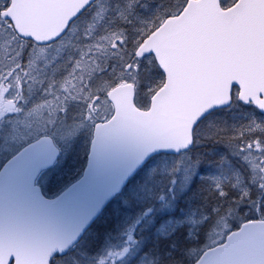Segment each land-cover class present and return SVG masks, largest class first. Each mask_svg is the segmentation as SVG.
Segmentation results:
<instances>
[{
  "label": "snow or ice",
  "instance_id": "1",
  "mask_svg": "<svg viewBox=\"0 0 264 264\" xmlns=\"http://www.w3.org/2000/svg\"><path fill=\"white\" fill-rule=\"evenodd\" d=\"M97 2L88 0L61 33L63 37L86 15L103 17L99 39L86 45L87 51L70 55L59 79L48 78L49 70L53 77L57 75L56 57L43 67L31 58L27 66L16 58L0 66V84L8 85L5 98L14 105L0 110V207L14 204L8 195L10 189L31 188L38 169L51 162L60 142L84 133L90 136L91 162L99 165L109 158L122 161L119 175L106 195L118 191L127 176L148 160L155 163L176 153L179 159L167 172L170 186L161 190L156 169L150 166L124 199L126 206L118 211L122 218L135 223L124 229L119 244L102 243L103 232L84 236V226L99 210L98 204L88 219L71 230L66 242L52 251L47 264H208L220 248L227 247L226 242L234 234H243L249 225L264 224V106L241 99L240 84L233 81L228 100L201 114L190 129V142L182 148H160L145 157L123 161L114 148L98 146L91 130L106 118L96 110L106 91L97 88L95 80L107 76L113 85L121 79L128 80L155 94L151 84L141 80L144 62L155 63V54L147 51L138 55L137 49L158 34L166 21L182 17L189 0H159L148 17L143 16L147 5L142 0H135V8L132 4L124 8L121 0H112L111 7L99 12ZM216 3L226 14L221 22L227 24L242 21L254 9L264 10V5L254 0ZM6 10L0 9V26L11 24ZM260 18L264 24V11ZM7 30L12 31L11 27ZM17 43L22 56L24 45ZM9 56L13 54L10 52ZM157 72L166 77L158 65ZM259 99L264 101V92ZM234 105L238 106V113L242 112L239 123L217 127L211 134L202 133L201 125L208 117L225 110L231 113ZM197 145L201 146L199 151ZM219 145H223V151ZM217 160H222L227 171L212 167ZM202 172L206 175L198 180L196 177ZM178 173L182 178L177 185ZM196 215L201 218L199 227L193 226L195 220L187 222ZM216 216L235 217L232 225L238 221L220 239L207 232ZM137 229H143L140 239ZM188 249L191 254H186ZM0 264H17V257L7 256Z\"/></svg>",
  "mask_w": 264,
  "mask_h": 264
},
{
  "label": "water",
  "instance_id": "2",
  "mask_svg": "<svg viewBox=\"0 0 264 264\" xmlns=\"http://www.w3.org/2000/svg\"><path fill=\"white\" fill-rule=\"evenodd\" d=\"M5 14L17 32L38 44L61 37L69 20L88 0H13ZM264 5V0H254ZM262 9H254L242 21L222 23L216 0H189L182 17L166 21L158 34L145 40L138 55L147 51L166 73L164 85L152 96L148 110L135 105V87L116 86L108 98L114 114L95 125L98 146L114 148L123 161L139 159L160 148L179 149L191 139L192 124L213 105L229 98L233 81L240 84V98L264 106V24ZM91 148V144H90ZM90 153V149H89ZM80 179L54 198H47L36 185L38 175L52 167L44 163L31 188L9 190L13 205L0 207V260L16 255L17 264H47L52 251L61 247L71 230L88 219L84 234L108 203L122 192L138 172L136 168L119 190L106 195L115 183L122 161L109 158L99 165L89 160ZM176 154V153H173ZM153 155H155L153 153ZM91 165V166H90ZM264 224L249 225L234 234L227 247L210 257L208 264H264Z\"/></svg>",
  "mask_w": 264,
  "mask_h": 264
},
{
  "label": "rangeland",
  "instance_id": "3",
  "mask_svg": "<svg viewBox=\"0 0 264 264\" xmlns=\"http://www.w3.org/2000/svg\"><path fill=\"white\" fill-rule=\"evenodd\" d=\"M129 4H132V6L135 8V0H121V6L124 8H127ZM146 9L143 12L144 17H148L151 15L153 9ZM104 25V24H103ZM102 30V29H101ZM0 40L5 38L6 35L3 33V28L0 29ZM91 37V36H88ZM69 41H66L65 48L61 51L57 50V55L55 56L57 58V75L55 77L52 76V72L49 70L48 72V78H56L59 79L60 75L62 73L63 68L65 67V64L67 62V58L70 55H75L81 50V48L84 46L86 43H91L90 39L85 38V40H82V37L75 36V34H72L69 36ZM72 40V41H71ZM82 46V47H81ZM7 45L6 43H0V53H2L3 49H6ZM49 49L48 51H51ZM68 51V53H65ZM32 55L34 56L35 62L39 67H43L45 64H48L52 60H49L46 58V53L43 52L42 50H38L37 52L34 51L32 52ZM39 57V59H37ZM148 66L153 65V63H150L146 61ZM145 84H151L152 88L155 89L157 85L154 83L153 80H147L145 81ZM96 86V85H95ZM141 93H144L143 95H148L151 93V91H143L142 89H139ZM2 103V102H1ZM0 103V104H1ZM238 106L234 105L233 109L230 112L227 110L222 111L220 113L213 114L212 116L208 117L207 120L204 121V123L201 125V130L202 133L204 134H211L215 128L217 127H231L233 123H239L238 116L242 114L237 112ZM102 109L105 110H112V107L110 103H106L102 105ZM0 110H2L0 108ZM2 119V117H0ZM90 140V136L87 133L82 134L75 140V142L72 144H67L65 141H62V152L63 156L62 159L63 161L60 162L54 169H52L47 175L45 176L42 180L41 183L45 184L48 183L47 181H50V185L48 184L47 190L48 193L50 194H55L62 190L64 186L72 180L74 177L78 176L80 173V170L82 168V165L84 163L85 155H86V149L88 142ZM60 144V143H59ZM221 147V151H223V147ZM201 149L200 145L196 146V151H199ZM209 149H204V151H208ZM179 159L178 156H170L166 159H157L155 163L150 160L148 164L142 169L141 173H139L131 182L130 184L126 187L122 195L117 198L116 200L113 201V203L110 205L109 210L106 212L104 217L102 218L103 221L106 219V217H109V219L113 220L114 224L118 227L119 232L123 233L124 229L127 227L131 226V224H134L135 221H129L126 217H121L119 213V209L121 206H126L124 199L127 197L129 192L137 185L138 180L143 177V175L146 173V171L149 169L150 166L156 169L157 175H158V182L161 184V190H165L166 186H169V176L167 175L168 169L172 167V164L174 161ZM81 164V165H80ZM1 165V164H0ZM205 167H209L208 165H205ZM213 168L219 167L222 172L227 171V169L224 167L222 160H217L216 163L212 164ZM206 173H201L200 176H205ZM182 178L181 174L178 173L177 175V185L180 182V179ZM192 220H195V224L193 225L194 227H199L201 224V218L199 215H196L195 217L189 218L187 222L191 223ZM214 231V230H213ZM138 236H141L143 233V229H137ZM164 235L163 233H160ZM223 233H221V226L219 227V230H216L213 234V237L215 239H220L223 237ZM165 236V235H164ZM107 241V240H106ZM120 241V239H119Z\"/></svg>",
  "mask_w": 264,
  "mask_h": 264
},
{
  "label": "trees",
  "instance_id": "4",
  "mask_svg": "<svg viewBox=\"0 0 264 264\" xmlns=\"http://www.w3.org/2000/svg\"><path fill=\"white\" fill-rule=\"evenodd\" d=\"M142 2L145 5H147L148 9H151V8L156 6V4L159 2V0H142ZM111 6H112V0H98L97 5H96V10H97V12H99L100 9H107V8H109ZM103 24H104L103 17L96 16V15H93L92 17H88L86 15L84 17H81L79 19V21L75 25H73V27L71 28L72 34H75V36L82 37L83 41L85 40V38L91 40V43H86V44H84L83 47L81 46L82 47L81 50L79 49V51L77 53H75L74 56H77L80 51H87L88 49H87L86 45L95 44L96 43V40L99 39V33L101 32V29H103V27H104ZM88 36H91V37H88ZM68 38L64 39L63 40V45H61V46L59 45V48H56V49L57 50H63L65 48V45H66L65 42L67 40L69 41ZM112 47H115V45L113 44ZM12 53L15 55L17 53V51L13 50ZM65 53H68V51H66ZM49 55L50 56H55V52H51ZM28 56L29 55H27V54H24V56H21L22 61L25 60L24 57L28 58ZM25 62L26 61H24V64H25ZM8 63H10V60H8L6 64H8ZM144 64H145V69L143 70L142 75H141L142 82L145 84V81L153 80L154 83L157 85L156 88L160 87L162 85L163 81H164V77H160L158 75L156 63H153V65L148 66L146 61H145ZM122 81H124V80L123 79L119 80V82H122ZM125 81H128V80H125ZM119 82L115 83L114 85L118 84ZM134 84L136 85V83H134ZM95 85H96L97 88H100V89L106 91V96L101 98V104L96 107V110L101 113V117H106L107 118L111 114V111L107 110V109L103 110L102 109V105L103 104L106 105V103H107V93H108L109 89L112 86H114V85L112 83V80L109 77H107V76H102L101 78L96 79L95 80ZM138 89H141V88H138ZM143 94L144 93L140 92V94L137 96L136 100H137V104L138 105L146 106V105L149 104L150 96H151L152 92L149 93L146 96L143 95ZM104 119L105 118H102V120H104ZM75 140H77V138L74 139V140H71V141H67V142L70 145L72 142L74 143ZM220 146L223 147V145H219L218 148H220V149H221ZM62 161H63V159H61V162ZM201 177H203V176H198L196 178L199 180ZM176 180H177V176H176ZM233 219H235V217L230 218V219H225L223 216H216L214 218L212 224L207 227V232L213 236L214 232L216 230H219V227L221 225V233H225L233 225H235L237 223V222H235L232 225V220ZM97 232H103L102 243H105V244L106 243L119 244L120 243L119 239L123 236V234H121V233L119 234L117 232L116 225L114 224L113 220L109 219V217H106V219L104 221H103L102 218L99 221H97L93 225L92 231H90L89 235H93V234H95ZM89 235H87V236H89ZM137 239H140V236L137 235ZM206 242H207V237H206ZM186 254H191V249H188Z\"/></svg>",
  "mask_w": 264,
  "mask_h": 264
},
{
  "label": "flooded vegetation",
  "instance_id": "5",
  "mask_svg": "<svg viewBox=\"0 0 264 264\" xmlns=\"http://www.w3.org/2000/svg\"><path fill=\"white\" fill-rule=\"evenodd\" d=\"M12 1V0H11ZM11 5V2L9 3V0H0V9H2V8H8L9 6ZM6 28L7 29V27H11V29L13 28V26H12V23L10 24V25H7V26H0V29H2V28ZM10 32V33H9ZM9 33V35L8 36H11V37H13L12 36V31H6V34H8ZM1 36V35H0Z\"/></svg>",
  "mask_w": 264,
  "mask_h": 264
}]
</instances>
